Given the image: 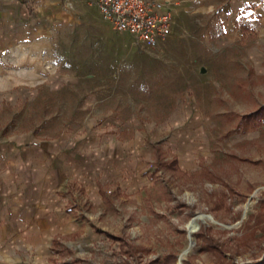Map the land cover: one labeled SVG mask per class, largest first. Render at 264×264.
Listing matches in <instances>:
<instances>
[{
  "label": "rangeland",
  "instance_id": "obj_1",
  "mask_svg": "<svg viewBox=\"0 0 264 264\" xmlns=\"http://www.w3.org/2000/svg\"><path fill=\"white\" fill-rule=\"evenodd\" d=\"M179 9L220 22L217 36L189 29L172 50L186 61L168 66L104 20L106 44L74 30L0 76L1 186L53 179L74 223L56 242L7 238L0 264H264V0Z\"/></svg>",
  "mask_w": 264,
  "mask_h": 264
},
{
  "label": "crops",
  "instance_id": "obj_2",
  "mask_svg": "<svg viewBox=\"0 0 264 264\" xmlns=\"http://www.w3.org/2000/svg\"><path fill=\"white\" fill-rule=\"evenodd\" d=\"M160 1L176 4L172 34L158 47L162 54L157 59L166 65L170 66V62L188 59L187 53H175L172 50L177 48L184 50L187 37L192 36L189 29L194 28L193 26L200 24L201 28H205L203 36L209 37L213 34L210 30L214 29L217 32L215 35H218L220 22L204 24L177 19L181 13L179 6L186 0ZM237 13L243 18L245 9L237 7ZM104 25L101 12L93 0H0V76H10L9 71L14 68L19 70L27 68L28 61L41 60L44 49H54L61 35L73 34L74 30L96 29L99 35L95 43L106 44V37L100 35ZM233 25L236 28L239 24L234 22ZM222 26L224 33L228 28L230 31L232 29V26L226 27L225 23ZM228 33L227 31L225 34ZM130 38L133 44L138 45L131 36ZM207 48L209 50V46ZM192 55L190 59H193ZM165 74L167 75L166 70L164 76ZM168 76H174L172 71H168ZM176 118L177 115H172V120ZM52 152L54 155H51L53 159L50 166L53 168L59 164L60 151L56 149ZM69 164L70 162L65 164L66 169ZM23 167L17 166L18 171ZM67 184L71 186V183ZM60 189L53 179L43 180L30 189L23 184L14 192L0 184V243L4 244L11 236L40 238L59 236L74 230V223L69 222V215L64 211L62 205L64 199L59 196Z\"/></svg>",
  "mask_w": 264,
  "mask_h": 264
},
{
  "label": "built area",
  "instance_id": "obj_3",
  "mask_svg": "<svg viewBox=\"0 0 264 264\" xmlns=\"http://www.w3.org/2000/svg\"><path fill=\"white\" fill-rule=\"evenodd\" d=\"M114 31L156 49L172 34L175 3L160 0H93Z\"/></svg>",
  "mask_w": 264,
  "mask_h": 264
},
{
  "label": "bare ground",
  "instance_id": "obj_4",
  "mask_svg": "<svg viewBox=\"0 0 264 264\" xmlns=\"http://www.w3.org/2000/svg\"><path fill=\"white\" fill-rule=\"evenodd\" d=\"M203 218L201 216H198L196 218H194L190 223H188L187 225V229H188V232H189V238H190V249L192 248L191 246L194 245V242H193V238H192V230L195 228V226L198 224L199 221H201ZM187 249L185 250L179 257V260L180 261H183V259L187 256L188 252L190 251V249Z\"/></svg>",
  "mask_w": 264,
  "mask_h": 264
},
{
  "label": "trees",
  "instance_id": "obj_5",
  "mask_svg": "<svg viewBox=\"0 0 264 264\" xmlns=\"http://www.w3.org/2000/svg\"><path fill=\"white\" fill-rule=\"evenodd\" d=\"M67 211H71L70 208H68ZM58 237H59V236H56V238H55V240H54L55 242L57 241V239H59Z\"/></svg>",
  "mask_w": 264,
  "mask_h": 264
}]
</instances>
